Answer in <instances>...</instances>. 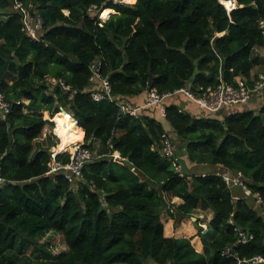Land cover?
Segmentation results:
<instances>
[{
  "label": "trees",
  "instance_id": "1",
  "mask_svg": "<svg viewBox=\"0 0 264 264\" xmlns=\"http://www.w3.org/2000/svg\"><path fill=\"white\" fill-rule=\"evenodd\" d=\"M121 1L0 0V91L12 104L0 122V264H242L264 258V207L255 198L260 193L264 199V105L258 112L197 117L179 104L198 108L180 90L216 86L220 73L229 83L259 77L252 73L264 61L257 53L264 48V0H236L230 15L221 3L227 0ZM16 2L41 16L44 42L23 33ZM106 9L114 14L104 21ZM97 60L118 102L142 107L150 89L172 94L164 101L166 116L150 107L135 118L109 99L96 102L92 94L103 90L101 81H90ZM61 108L74 115V134L81 141L85 132L94 153L75 183L63 173L48 174L49 151L60 144L53 132ZM166 132L177 156L184 149L180 157L190 171L183 177L161 153ZM56 160L68 163L70 154ZM202 166L211 170L203 173ZM226 169L244 175L251 196L223 181L218 173ZM170 198L183 200L171 204L176 227L199 208L212 212L210 233L199 231L203 252L195 249V237L165 236L161 214ZM235 227L254 239L239 245ZM49 233L61 234L67 250L53 254L42 242ZM226 248L233 257L222 255Z\"/></svg>",
  "mask_w": 264,
  "mask_h": 264
},
{
  "label": "built area",
  "instance_id": "2",
  "mask_svg": "<svg viewBox=\"0 0 264 264\" xmlns=\"http://www.w3.org/2000/svg\"><path fill=\"white\" fill-rule=\"evenodd\" d=\"M222 5L225 7L227 13L230 15L231 12L238 8V2L236 0L221 1ZM16 10L23 13L24 26L22 28L23 33L33 41L44 42V21L38 14L34 16L31 11L24 7L20 2H16L14 7ZM260 29L262 31L264 39V20L260 21ZM102 61H95L91 70L93 75L90 79L92 83L97 81L102 82V91L94 92L92 98L96 102H101L105 99H109L111 102H116L120 107V110L125 115H130L132 117L138 118L139 111L142 108H156L159 109L162 116H166V108L164 105L165 99L170 97L172 94H160L156 89H150L147 93L146 102L142 107H130L126 103L116 101V98L112 95L111 84L108 79H103L101 77ZM48 81L52 85L60 83L64 90L70 91L71 87L67 86L62 80L57 81L54 78H48ZM264 90V73L259 74V77L255 79L252 83L248 82L247 79L242 77H237L231 83L226 82L223 79V75L220 73L219 83L216 86L201 87L198 89L197 93H194L190 88H185L180 90L184 93L188 99L196 103L202 110L209 113H219L225 109L232 108L237 105H246L254 97L255 94ZM70 99L73 95H70ZM12 104L7 101V98L3 92L0 91V122L5 121L8 115L11 113ZM64 110V112H62ZM59 113H65L66 117L79 127L78 121L74 118V115L64 108L60 109ZM85 135V134H84ZM70 150L61 152H52V163L50 164L49 175L63 173L65 178L70 183H75L76 180L82 179L84 177L85 169H87L89 163L93 160L94 153L85 143V136L83 141H78L70 146ZM60 153H69L70 161L68 163H61L56 160V157ZM161 153L162 155L170 160L175 167V169L180 172L183 177L185 173L182 171L181 158L176 155V150L174 142L168 132L162 135L161 141ZM218 175L223 179V181L230 188H241L246 196H251L252 191L248 187L247 180L241 172L233 173L226 169L224 172H219ZM5 180L0 173V186L4 184ZM257 203L264 207V199L257 193L255 195ZM236 200L241 199V196H236ZM233 225V222L230 221ZM234 231L238 235V244L247 245L253 239L254 235L243 231L242 229L235 227ZM232 248H226L222 255L231 258L234 256ZM242 264H264V258L262 256H256L251 260H245Z\"/></svg>",
  "mask_w": 264,
  "mask_h": 264
},
{
  "label": "rangeland",
  "instance_id": "3",
  "mask_svg": "<svg viewBox=\"0 0 264 264\" xmlns=\"http://www.w3.org/2000/svg\"><path fill=\"white\" fill-rule=\"evenodd\" d=\"M121 2L133 4L136 2V0H134V1L122 0ZM112 11L114 12V10H112ZM110 16L111 15H109V17ZM3 17L6 18L7 16L4 15ZM100 18H102V16H100ZM107 19L103 18L104 21H106ZM257 53L261 55L262 59H264V48L261 50L259 49V51ZM254 71L257 72V73H254V76L259 75V73L260 74L264 73V61L263 60H262V64L260 66L256 67L254 69ZM254 80L255 79H253L252 82ZM25 112H28V110L26 109ZM53 118H51V121H53L52 120ZM44 119H47V120L50 119V114L48 112L44 113ZM55 130H56V123H54V132L53 133H54V135L57 136V138L59 139V143H60L61 139L56 134ZM82 134H83V139H84L85 135H84V133H82ZM46 135H47V133H46ZM83 139L81 141H83ZM79 140H80V138H79ZM57 146L54 148H57ZM54 148H52L51 151H53ZM179 148H182V147L180 146ZM69 150L71 151V147H69ZM182 150H183V148H182ZM182 150L179 151L180 156H183V154H184V152ZM54 152H57V149L54 150ZM114 156H115V158L119 157L118 154H114ZM203 170L209 171V169H207V168H203ZM169 202H170V207L164 209L162 214H161V221L165 225V236L166 237H175V238L195 237L192 240V243H193L195 249L199 252H203V249H204L203 240H202V237L199 236V231L201 228L202 229V231H201L202 235H208L210 233L211 230L209 228V226H210L209 222H210L212 215H213L212 212L211 211L204 212L199 208L198 210H196L193 217L184 219L181 223H179L180 224L179 227H176V219L171 217V210L170 209L174 210V207H172L171 204L180 205L183 203V201L177 200L175 198H172V199L170 198ZM214 234H215L214 231H212V235H214ZM44 241H46L48 243L47 248L51 249L53 254H59V253L67 250V245L64 242V238L61 234L49 233L47 235V237L44 240H42V242H44ZM31 252H32V249L28 250L27 254L29 255Z\"/></svg>",
  "mask_w": 264,
  "mask_h": 264
},
{
  "label": "crops",
  "instance_id": "4",
  "mask_svg": "<svg viewBox=\"0 0 264 264\" xmlns=\"http://www.w3.org/2000/svg\"><path fill=\"white\" fill-rule=\"evenodd\" d=\"M259 50H257L258 52ZM254 73H257L256 71H253L252 73V76L254 77ZM260 74V73H259ZM179 104L180 106L185 110V111H188L190 112L191 114H193L194 116H197V117H206V111L202 110L199 106L198 108L195 106V104H192L190 102H186L185 100H180L179 101ZM264 105V90L255 94L253 99L246 105H237V106H234L232 108H229V109H225L224 111H222L220 114L223 115V116H229L233 113H237V112H241V111H246V110H251V111H255V112H258L261 107ZM83 130V129H82ZM84 131V130H83ZM85 134V132H84ZM170 134V133H169ZM172 135L174 136L175 134L172 133ZM172 136V137H173ZM174 138V137H173ZM184 152V149L182 150ZM184 155V154H183ZM118 156L120 157V155L118 154ZM180 157V155H178ZM118 157V158H119ZM181 158V157H180ZM203 168L206 167V166H202ZM201 167V168H202ZM199 168V167H198ZM197 168V169H198ZM202 168V169H203ZM187 169L189 170L188 166H187ZM195 171H196V168H194ZM207 169H209V171L211 170L209 167H207ZM190 171V170H189ZM199 171V169H198ZM208 171H203V173H207ZM177 200H180V201H183L182 199L180 198H175ZM204 250V249H203Z\"/></svg>",
  "mask_w": 264,
  "mask_h": 264
},
{
  "label": "bare ground",
  "instance_id": "5",
  "mask_svg": "<svg viewBox=\"0 0 264 264\" xmlns=\"http://www.w3.org/2000/svg\"><path fill=\"white\" fill-rule=\"evenodd\" d=\"M114 14V12L111 9H106L102 13V17L107 19L109 15ZM74 121H71L66 117V114H63V117L61 120L58 122L56 126V134L59 136L61 139L59 147L57 149V152L61 151H66L69 150V147L73 145L74 143L78 142V137L77 135L74 134L73 128H72V123ZM75 124V122H74ZM77 128V125L75 124V129ZM76 131V130H75Z\"/></svg>",
  "mask_w": 264,
  "mask_h": 264
},
{
  "label": "water",
  "instance_id": "6",
  "mask_svg": "<svg viewBox=\"0 0 264 264\" xmlns=\"http://www.w3.org/2000/svg\"><path fill=\"white\" fill-rule=\"evenodd\" d=\"M112 14H113V13H112ZM108 18H109V17H108ZM101 19H103V17H102ZM197 64H198V61H195V65H197ZM198 74H199V70L196 69V71H195V75H194V76H197ZM62 112H64V110H62ZM53 122H54V121H53ZM54 123H55V122H54ZM245 149H246V151L249 150L247 146H245ZM52 152H53V151H49V153H52ZM181 164H182V171H183L184 173L188 174V173H189V170L187 169V165H186L185 161L182 160V161H181Z\"/></svg>",
  "mask_w": 264,
  "mask_h": 264
}]
</instances>
